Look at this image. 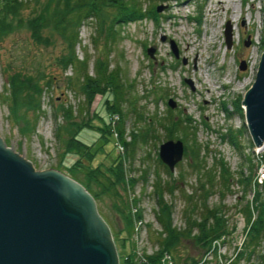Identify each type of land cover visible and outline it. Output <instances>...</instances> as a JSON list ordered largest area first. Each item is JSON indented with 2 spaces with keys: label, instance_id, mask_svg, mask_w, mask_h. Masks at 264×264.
Wrapping results in <instances>:
<instances>
[{
  "label": "rangeland",
  "instance_id": "obj_1",
  "mask_svg": "<svg viewBox=\"0 0 264 264\" xmlns=\"http://www.w3.org/2000/svg\"><path fill=\"white\" fill-rule=\"evenodd\" d=\"M26 1L27 7L21 11L24 17L33 13L32 0ZM140 2L142 8L154 7L156 20L143 17L121 25L120 37H116V40L110 43L108 50H105L102 38L96 36L93 23L83 22L78 26L79 41L75 44L77 57H87L86 68L89 73L93 72V60L98 54L107 56L109 68L115 66L119 69L124 83V100L121 106L126 111L125 139L130 138V129L139 132L140 129L148 131L149 128L146 141L138 138L132 154L124 160L127 173L136 178L128 193L138 197L137 205L141 208V218L133 219L131 238L135 242V248L141 253L142 250L150 253L157 246L159 224L154 217L156 201L152 190L156 172L162 179L168 180L171 177L175 179L173 193L165 192L163 197L165 201L171 203L172 224L177 227L184 225L182 208L186 201L183 193H191V189L197 185L195 174L187 164L188 155H183L175 164L171 176L159 162L157 147L166 139L164 138L166 132L164 126L156 121L158 116L161 117L162 124L173 119L179 124L175 130L177 136L172 137L174 139H181L183 127L181 125L186 124L187 127H184L187 134L182 141H185L184 146L192 144L191 131L194 132L195 140L201 146L200 154L204 156L207 166L213 162V157L222 156L232 171L230 190L225 191L220 197L216 186V190L207 197L206 202L211 205L221 200L227 224L233 229L223 239L224 242L217 243L218 251L220 256L234 255L246 231L244 217L238 211L239 201H243L240 197L242 183L237 181V171L242 170L243 175L248 173L250 161L247 156L251 158L252 163H256L257 169L261 150L259 146L249 145L250 137L244 124L243 110L235 109L233 100L237 96L241 99L243 92L252 82L263 50L262 0H140ZM157 5H161L158 10ZM227 20L231 31L229 46H226L223 34L224 23ZM44 33L51 37L49 44L35 41L25 27L10 30L0 40V138L12 150L28 159L34 169L51 167L68 174L64 168L57 167L62 148L58 146L53 135L52 110L59 103L63 106L70 104L74 112L76 108L85 110L86 105L78 88L80 77H77L74 67L62 68L57 61V57L64 51L62 39L55 31L46 29ZM247 36L249 43L244 44ZM169 40L176 46V56L171 52ZM147 46L154 48L152 57L145 52ZM240 60L246 64L244 69L238 68ZM16 70L38 78L41 83L49 81L40 99L44 113L36 122L34 130L25 134L18 130L21 121L14 123L7 117V106L1 100L5 73ZM168 99L173 102V106L167 104ZM99 100L100 96L95 95L89 110L95 107L102 117H105L104 106ZM139 113H142L141 118L138 116ZM113 114L118 113L110 114L111 124L118 118L117 116L114 119ZM56 121H61L60 116ZM90 123L101 124L96 118L91 119ZM193 127L195 128L191 129ZM228 128L234 133L236 129H241V133L236 134L239 147L227 140ZM84 132L88 133V137H85L87 141L97 136L94 130L85 128L80 130L79 135H83ZM116 142L118 141L112 138L104 144L103 150L97 152L91 160V165L100 162L108 164L115 160L119 153ZM72 157L65 154L62 158L63 163L68 164ZM145 168L148 172L143 178ZM179 171L184 173L182 179H179ZM245 197L251 198L250 190ZM95 202L97 211L108 225L111 234L116 233L113 241L117 256L121 252L127 253L129 239H123L125 236L123 224L111 206L109 197L103 196ZM122 242L124 249L120 252ZM178 250L181 257L188 255L195 259H199L203 253L191 239H183L178 245ZM205 259L207 261L202 264L218 262L213 255L210 259L207 255ZM255 262V256L239 259V264Z\"/></svg>",
  "mask_w": 264,
  "mask_h": 264
},
{
  "label": "trees",
  "instance_id": "obj_2",
  "mask_svg": "<svg viewBox=\"0 0 264 264\" xmlns=\"http://www.w3.org/2000/svg\"><path fill=\"white\" fill-rule=\"evenodd\" d=\"M27 4L26 0H0V40L10 30L21 27H25L29 35L38 43L51 42L50 35L44 33L46 29L55 31L62 39L64 51L57 57V61L62 68L74 67L77 77H80L78 88L83 95L86 108L85 110L76 108L74 112L70 104L63 106L59 103L53 107V135L58 146L62 148L59 152L57 167L64 168L70 176L78 180L95 200L103 196L109 197L111 206L122 221V230L125 232L123 239H129L127 253L121 252L124 249V244L121 243L118 264H161L160 259L165 253L170 254L172 264H202L207 261L205 259L201 261V257L214 247H212V241L227 235L233 229L227 224L221 200L211 205L206 202L207 197L216 190V186L220 197L225 191L230 190L232 171L226 161L222 156L213 157V162L207 166L204 156L200 154L201 146L196 142L194 132L191 131L192 144L184 146V155H188L187 164L195 174L197 185L191 189V193H183L186 201L182 208L184 225L177 227L172 224V206L163 197L165 192L173 193L175 179L172 177L168 180L162 179L156 172L152 190L156 201L154 217L159 224L157 246L150 253L142 250L144 259H141L136 254L139 250L135 248V242L131 238L133 219L141 218V208L137 205L138 197L128 193V189L134 185L136 178L127 173L124 160L132 154L138 138L143 142L146 141L149 128H147L148 131L140 129L139 132L130 129V138L125 139L126 111L121 106L124 100V83L119 69L115 66L109 68L107 56L98 54L93 60L91 74L86 68L87 57L78 58L75 51V44L79 41L78 26L81 23L91 21L96 36L102 38L105 50H108L110 43L114 42L116 37H120L121 25L143 17L156 20L154 7L142 8L140 0H32L33 13L24 17L21 11L27 7ZM48 83V80L41 83L38 78H33L20 70L5 73V86L1 93V100L7 106V117L14 123L21 121V127L18 128L21 133L32 132L39 117L44 113L40 99ZM97 94L100 96L99 102L104 106L105 117H102L95 107L89 110ZM239 99L240 96H237L233 100V105L235 109L241 110ZM113 112L118 113L116 114L118 118L111 124L109 117ZM58 116L61 121H56ZM74 116L77 118H73ZM138 116L141 118L142 113ZM93 118L100 120L101 124H91L90 121ZM160 119L161 117H156V121L164 126L166 132L164 138L176 137L175 130L179 125L176 120L162 124ZM184 126L187 127L186 124H182V131L179 129L183 134V136L180 135L181 141L187 134ZM83 128L94 130L97 136L87 141L85 137H88V133L79 135ZM240 133L241 129H236L234 133L228 128L227 140L239 147L240 143L236 134ZM112 138L122 144V152L118 153L117 158L111 163L100 162L91 165L90 162L95 154L101 152L103 145ZM183 143L185 145V141ZM249 145L252 146L250 140ZM65 154L73 156L68 164L62 161ZM246 158L250 161L248 173L243 175L242 170L237 171V181L242 183L240 197L243 201H239L238 211L244 217L246 231L240 247L231 259L226 261L224 258V264H239L241 257L249 259L251 256L256 257L254 264H264V186L257 184L254 180L256 163H252L248 156ZM263 159L264 155L260 153L258 161ZM163 166L171 176V171L164 164ZM147 172L146 168L143 169V178L146 177ZM178 176L182 179L184 173L179 171ZM249 190L252 192L250 199L245 197ZM115 235L116 233H112L113 240L116 238ZM183 239H191L202 249L203 253L199 259L188 255L181 257L178 245Z\"/></svg>",
  "mask_w": 264,
  "mask_h": 264
},
{
  "label": "water",
  "instance_id": "obj_3",
  "mask_svg": "<svg viewBox=\"0 0 264 264\" xmlns=\"http://www.w3.org/2000/svg\"><path fill=\"white\" fill-rule=\"evenodd\" d=\"M223 34L229 46L228 20ZM262 42L264 45V32ZM248 43L249 36L244 41ZM169 46L176 56L172 40ZM153 50V46L145 48L150 57ZM245 67V62L240 60L238 68ZM167 104L173 106L170 99ZM240 106L252 144L261 147L264 144V46ZM261 148L264 155V147ZM157 156L172 171L182 159V141L179 138L161 141ZM0 264H118L111 231L99 215L91 193L63 171L51 167L34 169L28 159L1 138Z\"/></svg>",
  "mask_w": 264,
  "mask_h": 264
},
{
  "label": "built area",
  "instance_id": "obj_4",
  "mask_svg": "<svg viewBox=\"0 0 264 264\" xmlns=\"http://www.w3.org/2000/svg\"><path fill=\"white\" fill-rule=\"evenodd\" d=\"M112 117L115 119L117 116H116V114H113L112 115ZM113 134L115 135V132H113ZM116 143H118L117 144V148H118V150L117 151H119V152H121L122 151V149H123V146H122V144H120L119 142H116ZM259 150H261V151H263V149L260 147L259 148ZM254 178H255V181L258 183V184H264V163L263 162H260V164L258 165V167H257V169H256V172H255V175H254ZM250 199V198H249ZM228 235V234H227ZM227 235H225V236H221V237H219V238H215L213 241H212V249H210V250H208L206 253H205V255L203 256V258L201 259V261L202 260H204L205 258H206V256L208 255V257H209V259H210V257L213 255V256H216V258L218 259V262L217 263H214L213 262V264H224L223 262H224V258H226V261L227 260H229V259H231L232 257H233V255H231V256H225V255H221L220 256V252L218 251V244L217 243H219V242H224L223 241V239L225 238V237H227ZM243 237L241 238V243H242V241H243ZM241 243H240V245H241ZM217 244V245H216ZM240 245L238 244L237 245V248L236 249H238L239 247H240ZM138 254V256H140V258L142 259V255H141V252H137ZM235 254V253H234ZM206 260V259H205ZM215 260V259H214ZM165 264H172V262L171 261H169V262H166Z\"/></svg>",
  "mask_w": 264,
  "mask_h": 264
},
{
  "label": "bare ground",
  "instance_id": "obj_5",
  "mask_svg": "<svg viewBox=\"0 0 264 264\" xmlns=\"http://www.w3.org/2000/svg\"><path fill=\"white\" fill-rule=\"evenodd\" d=\"M210 91V90H209ZM117 116V115H116ZM183 143V142H182ZM261 147H264V144L261 146ZM183 155H184V145H183ZM183 157V156H182ZM179 162V161H178ZM177 162V163H178ZM174 169V168H173ZM115 245V244H114ZM169 261H172V258H171V256H170V254H168V253H165L162 257H161V259H160V263L161 264H165L166 262H169Z\"/></svg>",
  "mask_w": 264,
  "mask_h": 264
}]
</instances>
